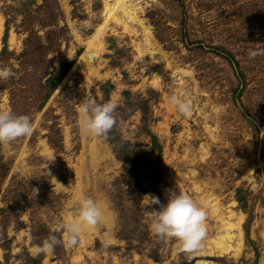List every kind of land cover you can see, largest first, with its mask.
Returning a JSON list of instances; mask_svg holds the SVG:
<instances>
[{"label":"rangeland","instance_id":"1","mask_svg":"<svg viewBox=\"0 0 264 264\" xmlns=\"http://www.w3.org/2000/svg\"><path fill=\"white\" fill-rule=\"evenodd\" d=\"M131 2L137 21H108L84 67L104 0H0V66L13 72L0 111L32 118L30 134L0 145V264H254L256 254L264 264V55L247 56L264 47V0ZM170 93L187 95L191 116L176 114ZM89 97L117 105L105 137L80 126L75 105ZM167 189L206 212L191 253L148 228L145 210L158 205L144 196L164 204ZM81 194L100 222L75 246L37 253L50 233L62 238L55 222ZM230 213L238 256L205 254Z\"/></svg>","mask_w":264,"mask_h":264},{"label":"clouds","instance_id":"2","mask_svg":"<svg viewBox=\"0 0 264 264\" xmlns=\"http://www.w3.org/2000/svg\"><path fill=\"white\" fill-rule=\"evenodd\" d=\"M258 55H264V47H253L247 52L249 58ZM12 75L10 67L0 66V82L9 79ZM167 100L178 116L181 118L191 116L192 103L186 94L182 97L170 93ZM116 107L117 105L111 100L97 103L91 97L75 105L82 130L93 137H105L117 125ZM31 132L30 115H13L8 111H0V145L9 144ZM167 193V201L164 204H161L159 198L154 195L144 196L147 200L146 206L158 205L157 209L145 210L148 228L158 239L165 241L174 239L182 251L191 253L201 246L206 235V212L185 193L176 189H167ZM69 211L70 216L66 220L56 221L54 225L62 231V238L50 233L39 244L34 245L37 253H50L58 244L68 247L77 245L84 228L95 227L103 216L98 203L86 194H81Z\"/></svg>","mask_w":264,"mask_h":264},{"label":"bare ground","instance_id":"3","mask_svg":"<svg viewBox=\"0 0 264 264\" xmlns=\"http://www.w3.org/2000/svg\"><path fill=\"white\" fill-rule=\"evenodd\" d=\"M135 10L136 8L134 4H132L131 0H104L103 22L96 29L95 33L86 41V49L84 55L80 58L79 61L81 65H83L84 67L88 66V62L86 61L85 57L87 56L90 59H94V57L97 55V52L101 50V42L99 35L101 31L105 28L106 23L112 20L114 22L120 23L124 27V29L128 30L129 29L128 22L132 23L134 21H137V15ZM144 33L145 36H148L144 38V42L146 44L147 43L149 44L150 35L148 34L147 29L145 28H144ZM138 52L141 55L142 48L139 49ZM156 53L152 52L150 54L151 56H154ZM217 211H218L217 208L212 209L213 214H216ZM232 216L233 213H230L228 216H226V218L222 216L217 217L220 222L219 226L221 230L212 239H210L209 243L211 245L208 246V249L205 254L209 256L211 255L215 256V254H217L215 257H222L223 255L232 252V254H234L236 257L238 256L239 254L238 251L241 246V233H240L241 231L238 232L237 236H234V234L232 233L233 230L237 228V224H238V222H231ZM233 242L234 245L232 244ZM154 264H158V263H154ZM196 264H219V263L215 261H208V262L198 261Z\"/></svg>","mask_w":264,"mask_h":264},{"label":"water","instance_id":"4","mask_svg":"<svg viewBox=\"0 0 264 264\" xmlns=\"http://www.w3.org/2000/svg\"><path fill=\"white\" fill-rule=\"evenodd\" d=\"M249 224V223H248ZM247 231H248V225H247V227H246V233H247ZM254 264H257V254H256V259H255V263Z\"/></svg>","mask_w":264,"mask_h":264}]
</instances>
